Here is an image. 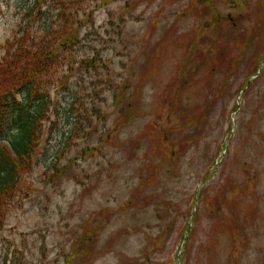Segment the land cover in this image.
<instances>
[{"label":"rangeland","instance_id":"rangeland-1","mask_svg":"<svg viewBox=\"0 0 264 264\" xmlns=\"http://www.w3.org/2000/svg\"><path fill=\"white\" fill-rule=\"evenodd\" d=\"M28 6L0 0V60ZM81 17L0 264H264V0Z\"/></svg>","mask_w":264,"mask_h":264},{"label":"trees","instance_id":"trees-1","mask_svg":"<svg viewBox=\"0 0 264 264\" xmlns=\"http://www.w3.org/2000/svg\"><path fill=\"white\" fill-rule=\"evenodd\" d=\"M107 1L30 0L18 30L5 44L6 54L0 60V133L7 143H0V231L18 198L29 196L25 179L34 167L49 116L50 92L65 85L67 77H61V72L68 67L70 73L76 63L75 50L81 47L79 29L88 20L81 13L87 4L96 3L99 8ZM260 21L261 17L257 26ZM94 62L91 59L86 64ZM89 238L87 232L78 245ZM73 259L68 255L67 264H73Z\"/></svg>","mask_w":264,"mask_h":264}]
</instances>
